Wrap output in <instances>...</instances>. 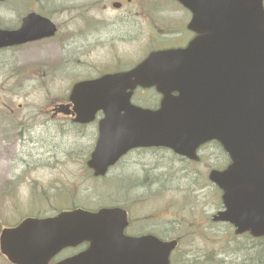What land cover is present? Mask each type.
Instances as JSON below:
<instances>
[{"label": "rangeland", "instance_id": "obj_1", "mask_svg": "<svg viewBox=\"0 0 264 264\" xmlns=\"http://www.w3.org/2000/svg\"><path fill=\"white\" fill-rule=\"evenodd\" d=\"M114 1L0 2L2 28H17L23 16L40 10L59 25L54 37L0 51V174L6 170V179L0 178V230L25 216L80 205L77 199L100 206L101 182L84 167L97 124L77 126L61 104L79 80L129 69L152 50L188 42L190 14L172 1L135 0L120 10L110 8ZM159 98L155 90L137 91L133 101L156 107ZM209 148L218 156L214 168H221V148ZM162 155H149L151 164L187 165ZM203 182L197 189V264H264V238L236 236L230 224L213 222L221 192L209 179ZM0 264H10L1 253Z\"/></svg>", "mask_w": 264, "mask_h": 264}, {"label": "water", "instance_id": "obj_2", "mask_svg": "<svg viewBox=\"0 0 264 264\" xmlns=\"http://www.w3.org/2000/svg\"><path fill=\"white\" fill-rule=\"evenodd\" d=\"M179 1L193 11L189 26L198 33L186 48L154 52L131 71L75 85L78 121L92 120L99 109L108 115L89 164L102 174L133 147L162 145L192 155L201 143L216 139L232 158L228 169L211 176L224 190L226 210L220 219L234 223L238 232L264 235L263 0ZM56 30L50 19L30 13L20 28L0 29V47L49 37ZM135 84L156 85L164 94L160 109L131 105L132 93L124 89ZM67 220L68 213H62L3 230L2 251L20 264H49L63 247L87 237ZM19 234L12 243L11 236ZM173 245L166 244L154 260L168 264ZM71 262L108 264L98 255L93 263L87 255Z\"/></svg>", "mask_w": 264, "mask_h": 264}, {"label": "flooded vegetation", "instance_id": "obj_3", "mask_svg": "<svg viewBox=\"0 0 264 264\" xmlns=\"http://www.w3.org/2000/svg\"><path fill=\"white\" fill-rule=\"evenodd\" d=\"M134 1L116 0L110 8L120 10ZM115 2L120 6L115 7ZM144 8L146 10L147 5H137V9ZM117 71L120 70L108 72ZM98 116L97 123L103 118V113L100 112ZM69 117L73 118L71 114ZM211 144L209 142L201 146L197 159L170 150L164 151L169 155L164 154L163 157L187 164L178 169L167 163L153 166L149 155L159 152L155 148L129 151L111 167L109 173L101 178L105 196L102 194L99 199L100 207L84 208L94 212L101 208L114 210L101 214L97 224L107 233L104 241L106 251L122 253L124 262L129 264L133 252H151L153 257L154 250H158L163 243L176 241L177 245L170 255V264H197V227L201 225L198 220L197 189L218 161L213 149H206ZM110 180L118 184L112 191L106 190L105 186ZM182 183L188 186H182ZM133 241L136 243L134 247ZM89 246L90 242L85 241L69 247L54 257L52 263L85 251Z\"/></svg>", "mask_w": 264, "mask_h": 264}, {"label": "bare ground", "instance_id": "obj_4", "mask_svg": "<svg viewBox=\"0 0 264 264\" xmlns=\"http://www.w3.org/2000/svg\"><path fill=\"white\" fill-rule=\"evenodd\" d=\"M5 171H6V170H4V171L2 172V174H0V178L2 177V181L4 180L3 177H5ZM5 179H6V177H5Z\"/></svg>", "mask_w": 264, "mask_h": 264}]
</instances>
